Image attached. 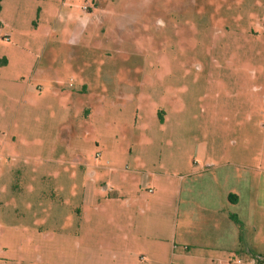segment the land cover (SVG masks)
Wrapping results in <instances>:
<instances>
[{"label": "rangeland", "instance_id": "1", "mask_svg": "<svg viewBox=\"0 0 264 264\" xmlns=\"http://www.w3.org/2000/svg\"><path fill=\"white\" fill-rule=\"evenodd\" d=\"M1 6L0 264L264 259V0ZM208 164L241 182L234 257L184 233Z\"/></svg>", "mask_w": 264, "mask_h": 264}, {"label": "crops", "instance_id": "2", "mask_svg": "<svg viewBox=\"0 0 264 264\" xmlns=\"http://www.w3.org/2000/svg\"><path fill=\"white\" fill-rule=\"evenodd\" d=\"M163 122L165 121L163 120ZM240 165L228 163L226 166L239 167ZM200 173L202 177L198 181L191 180L192 174H190L189 176H181L180 182L182 181V183H179L177 186L174 185L175 197L176 199L179 198L181 205H184L182 209L179 206V212L183 210L186 219L184 233L187 235L203 236V238H200L202 243V246H199L200 250L211 248L203 246V241H205V233H209V235L213 234L210 238L219 240L223 245L222 248H218L220 249L219 255L228 253L232 257L234 255L233 251L237 249V243L235 242L236 225H243V221L239 220L237 214L226 213L224 203H230L231 205L239 204L241 199L238 194V189L241 186L240 179L234 169L229 168L227 171V168L223 169L215 164L205 165V169H201ZM184 178H189L191 181L185 183L183 181ZM243 188L245 191L251 193V184L249 182L244 184ZM182 195H184V199H182ZM253 197L255 199V196H252V194L247 195V202L249 204ZM174 227L176 238L178 232L176 221ZM230 235H232V238ZM213 253L208 255L207 260L213 257ZM218 262L219 264L225 263V260L220 259Z\"/></svg>", "mask_w": 264, "mask_h": 264}, {"label": "trees", "instance_id": "3", "mask_svg": "<svg viewBox=\"0 0 264 264\" xmlns=\"http://www.w3.org/2000/svg\"><path fill=\"white\" fill-rule=\"evenodd\" d=\"M2 1L3 0H0V13L2 11V6H1ZM7 65H8V60L6 58H0V67H4V66H7ZM258 264H264V259L262 258L261 261H259Z\"/></svg>", "mask_w": 264, "mask_h": 264}, {"label": "built area", "instance_id": "4", "mask_svg": "<svg viewBox=\"0 0 264 264\" xmlns=\"http://www.w3.org/2000/svg\"><path fill=\"white\" fill-rule=\"evenodd\" d=\"M238 264L241 263V261H237ZM221 264H231V263H221Z\"/></svg>", "mask_w": 264, "mask_h": 264}]
</instances>
